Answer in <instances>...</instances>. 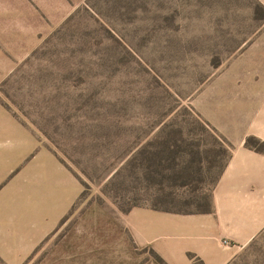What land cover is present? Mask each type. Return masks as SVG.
I'll list each match as a JSON object with an SVG mask.
<instances>
[{"label": "rangeland", "instance_id": "374dc122", "mask_svg": "<svg viewBox=\"0 0 264 264\" xmlns=\"http://www.w3.org/2000/svg\"><path fill=\"white\" fill-rule=\"evenodd\" d=\"M0 105L78 188L0 264H168L134 213L206 211L239 143L264 153V0H0ZM229 264H264V232Z\"/></svg>", "mask_w": 264, "mask_h": 264}, {"label": "crops", "instance_id": "0c3cea01", "mask_svg": "<svg viewBox=\"0 0 264 264\" xmlns=\"http://www.w3.org/2000/svg\"><path fill=\"white\" fill-rule=\"evenodd\" d=\"M253 114L251 115L252 118ZM264 140V114L253 116ZM252 134V133H251ZM242 140L215 184L206 211L164 213L150 208L136 234L166 244L168 264H229L264 232V153ZM77 182L32 129L0 105V250L27 257L69 211ZM163 246V245H162Z\"/></svg>", "mask_w": 264, "mask_h": 264}]
</instances>
